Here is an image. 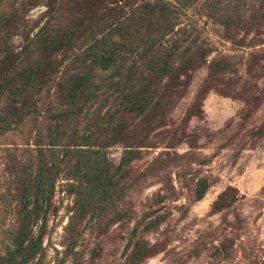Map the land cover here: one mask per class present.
<instances>
[{
	"label": "rangeland",
	"instance_id": "rangeland-1",
	"mask_svg": "<svg viewBox=\"0 0 264 264\" xmlns=\"http://www.w3.org/2000/svg\"><path fill=\"white\" fill-rule=\"evenodd\" d=\"M11 1L0 0V14ZM124 1L34 0L18 12L21 28L7 38L8 53L23 64L41 61L46 48L30 40L43 24L74 27ZM181 19L188 31L183 45L197 60L170 84V93L180 95L176 107L149 134L145 120L114 116L128 139L107 144L108 159L116 165L125 148L140 156L130 163L122 201L100 219L85 227L75 218L69 223L71 182L57 177L41 264H128L124 248L132 232L159 247L140 264H264V0H196ZM40 101L58 106L53 86ZM90 119L88 112L71 130L81 133ZM25 123L0 136V255L18 227L23 167L45 143L41 116ZM199 178L208 187L195 202ZM144 224L150 225L141 230Z\"/></svg>",
	"mask_w": 264,
	"mask_h": 264
},
{
	"label": "trees",
	"instance_id": "trees-1",
	"mask_svg": "<svg viewBox=\"0 0 264 264\" xmlns=\"http://www.w3.org/2000/svg\"><path fill=\"white\" fill-rule=\"evenodd\" d=\"M11 2L0 14V136L38 115L44 121L45 143L37 144L23 167L18 227L0 264H41L42 231L55 213L52 196L59 175L71 182L74 217L69 223L75 218L76 226H88L122 201L130 163L139 159L140 151L123 149L116 165L108 159L106 145L128 139L126 126L113 118L126 112L145 120L144 134L163 127L180 96L178 91L170 93V84L197 60L190 45H183L188 31L179 26L196 0H125L74 27L53 29L45 23L30 41L45 47L47 55L28 64L8 53L6 40L21 28L18 12L33 6L34 0ZM49 86L58 106L40 105ZM88 112L91 119L84 131L71 130ZM207 187L205 178L194 181L193 201H199ZM135 234L124 248L128 264H140L159 249Z\"/></svg>",
	"mask_w": 264,
	"mask_h": 264
}]
</instances>
